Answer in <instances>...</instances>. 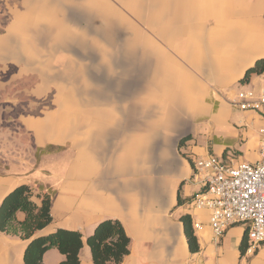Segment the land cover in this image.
<instances>
[{
  "label": "crops",
  "instance_id": "1",
  "mask_svg": "<svg viewBox=\"0 0 264 264\" xmlns=\"http://www.w3.org/2000/svg\"><path fill=\"white\" fill-rule=\"evenodd\" d=\"M20 3L0 33V58L40 66V98L49 83L63 85L52 108L22 118L36 156L7 158L0 204L22 183L53 190V221L38 234L80 230L82 264H95L87 237L107 218L120 219L131 238L119 264H264V242L254 253L242 250L248 223L216 237L210 211L193 202L206 181L198 159L261 158L264 111L235 101L241 90H264V73L242 80L264 57V0ZM54 62L70 66L54 75L42 68ZM9 144L14 148V138ZM48 145L57 150L38 158ZM184 214L198 250L190 247ZM27 244L0 230V264H25ZM64 259L56 247L43 255L44 264Z\"/></svg>",
  "mask_w": 264,
  "mask_h": 264
},
{
  "label": "trees",
  "instance_id": "2",
  "mask_svg": "<svg viewBox=\"0 0 264 264\" xmlns=\"http://www.w3.org/2000/svg\"><path fill=\"white\" fill-rule=\"evenodd\" d=\"M253 73H264V57L259 58L247 70L242 80L247 81ZM56 150L52 145L38 148L37 157ZM53 193L51 189L36 192L28 183L14 187L0 204V230L28 240L24 254L25 264H44V253L54 247L65 255V259L56 264H82L80 251L83 247V233L80 230L61 227L48 234H38L53 221ZM36 197L41 199V203L36 201ZM20 213H23V218L19 216ZM182 221L191 249L198 250L199 244L191 216L184 214ZM87 242L95 264H119L130 252L131 238L120 219L107 218L96 225L94 231L88 235ZM247 245L246 233L242 250L245 251Z\"/></svg>",
  "mask_w": 264,
  "mask_h": 264
},
{
  "label": "built area",
  "instance_id": "3",
  "mask_svg": "<svg viewBox=\"0 0 264 264\" xmlns=\"http://www.w3.org/2000/svg\"><path fill=\"white\" fill-rule=\"evenodd\" d=\"M235 103L244 110L264 111V90H241ZM260 134L258 162L229 164L215 155L196 161V168L206 172V181L194 195L195 206L210 211V225L216 237L233 224L248 223V253H254L264 242V126Z\"/></svg>",
  "mask_w": 264,
  "mask_h": 264
},
{
  "label": "rangeland",
  "instance_id": "4",
  "mask_svg": "<svg viewBox=\"0 0 264 264\" xmlns=\"http://www.w3.org/2000/svg\"><path fill=\"white\" fill-rule=\"evenodd\" d=\"M100 4L102 3L96 2V8ZM19 8H21L20 0H0V33L6 32ZM82 23L86 24L83 20ZM81 37L78 41L84 40ZM81 51L85 55L87 52L92 53V49ZM85 62L83 60V63ZM60 63L58 62V66L55 63L52 69L47 66L42 68L54 75L55 71L65 70L67 65L70 66L69 63H64L66 65ZM39 68L41 67L36 65L26 69L18 61H5L0 58V172L6 170L7 158H13L15 162L35 158L36 147L32 135L21 125L22 118L39 116L46 109L52 108L58 96V89L63 85L62 81L51 82L46 96L41 98L36 96L34 89L41 80ZM11 138H14V148L9 144Z\"/></svg>",
  "mask_w": 264,
  "mask_h": 264
}]
</instances>
